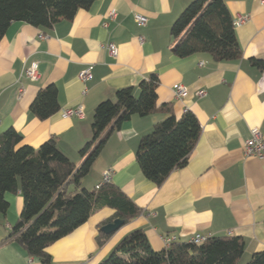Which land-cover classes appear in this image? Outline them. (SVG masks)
Instances as JSON below:
<instances>
[{
  "label": "crops",
  "instance_id": "0c3cea01",
  "mask_svg": "<svg viewBox=\"0 0 264 264\" xmlns=\"http://www.w3.org/2000/svg\"><path fill=\"white\" fill-rule=\"evenodd\" d=\"M190 1L94 0L49 28L11 22L0 37V134L14 128L22 135L17 146L34 148L54 138L76 166L85 158L80 149L92 137L96 104L114 99L122 87L132 86L137 94L143 79L152 73L158 77L157 109L145 116L131 114L110 131L87 176L80 179L82 187L91 189L112 168L111 185L141 213L99 245V224L114 210L94 211L48 246L50 264H97L135 229L144 231L154 250L164 249L167 235L178 241L195 234L240 236L244 252L237 264L264 250V158L245 156L241 148L252 128L264 135V4L224 0L234 22L242 14L248 19L235 25L241 56L216 61L205 52L179 57L170 51V25ZM111 10L117 12L114 19L108 16ZM136 12L147 16L146 25L136 24ZM108 42L117 46L114 57L107 53ZM33 62L38 71L34 80L25 75ZM86 67L92 78L83 83L78 74ZM48 84L57 88L59 109L40 120L29 106ZM178 84L188 91L181 99L173 93ZM162 104L176 117L190 111L201 130L186 164L155 185L144 177L135 152L139 139L168 115ZM77 106L83 107V118L62 116L64 109ZM17 185L16 192L4 194L8 207L0 212V264H43L9 238L23 205L19 178Z\"/></svg>",
  "mask_w": 264,
  "mask_h": 264
},
{
  "label": "trees",
  "instance_id": "16d2710c",
  "mask_svg": "<svg viewBox=\"0 0 264 264\" xmlns=\"http://www.w3.org/2000/svg\"><path fill=\"white\" fill-rule=\"evenodd\" d=\"M94 0H0V37L11 22L49 28L62 19H71L77 10ZM232 15L224 0H191L170 25L172 53L186 57L208 53L216 61L241 56ZM258 64H260L258 62ZM155 73L143 79L138 93L132 86L115 90L114 99L96 104L91 122L92 137L80 149L85 156L79 166L58 149L54 138L34 148L17 146L22 135L14 128L0 134V212L8 201L4 194L16 192L21 183L23 205L9 238L14 239L32 257L50 264L47 248L82 225L94 211L109 207L113 215L99 224L119 218L126 223L141 209L119 188L110 184L89 190L81 186L98 157L110 131L118 129L131 114L145 116L157 109ZM29 111L44 120L59 109L54 84L35 93ZM161 109L168 115L139 139L136 161L144 177L160 185L172 170L186 164L198 136L200 125L193 113L180 117L171 114L168 104ZM109 127L104 133L105 128ZM110 234L99 231L101 245ZM240 236H210L199 244L175 241L169 248L154 250L141 229L124 235L107 256L97 264H237L244 252ZM246 264H264V250L254 253Z\"/></svg>",
  "mask_w": 264,
  "mask_h": 264
},
{
  "label": "built area",
  "instance_id": "2783aa9c",
  "mask_svg": "<svg viewBox=\"0 0 264 264\" xmlns=\"http://www.w3.org/2000/svg\"><path fill=\"white\" fill-rule=\"evenodd\" d=\"M261 4H264V0H259ZM117 15V12L115 10H111L109 12V18L114 19ZM134 21L136 22L137 25L139 26H144L147 23V16L142 15L141 13H134L133 14ZM248 19V15H239L235 22L233 23L234 25H239L243 22H245ZM143 37L141 36L138 40H142ZM106 50L108 51L107 53L114 57L117 54V46L113 42H108L106 43ZM202 64V63H200ZM37 63L33 62L31 63L27 68H25V75L34 80L38 76V71H37ZM78 80L81 82L85 83L92 78V72L90 67L82 68V70L78 74ZM22 88H20V91ZM173 93L174 97L177 99L184 98L188 91L185 86L178 84L175 87H173ZM62 116L64 117H77V118H83L84 117V110L82 106H77L74 108H67L62 111ZM250 136L247 137V139L244 140L243 145H242V151L245 156H254L256 158H259L260 160L264 158V135L259 131L258 128H252L250 130ZM112 177V168H107L102 172V177L101 181L95 185V189H100L102 186L106 184H110L111 178ZM208 237L201 235V234H195L194 236L189 237V240H187L190 243L194 244H199L204 242ZM163 239L164 242V249L169 248L171 244L175 241H177L176 236L174 235H167Z\"/></svg>",
  "mask_w": 264,
  "mask_h": 264
},
{
  "label": "water",
  "instance_id": "95a60500",
  "mask_svg": "<svg viewBox=\"0 0 264 264\" xmlns=\"http://www.w3.org/2000/svg\"><path fill=\"white\" fill-rule=\"evenodd\" d=\"M123 223V220L119 218H113L112 221L103 224L99 229L100 231L102 230V232L105 234H110L116 231L118 227H120Z\"/></svg>",
  "mask_w": 264,
  "mask_h": 264
},
{
  "label": "rangeland",
  "instance_id": "374dc122",
  "mask_svg": "<svg viewBox=\"0 0 264 264\" xmlns=\"http://www.w3.org/2000/svg\"><path fill=\"white\" fill-rule=\"evenodd\" d=\"M94 189V187H92L91 189H89V190H93ZM247 262H245L244 264H246Z\"/></svg>",
  "mask_w": 264,
  "mask_h": 264
}]
</instances>
